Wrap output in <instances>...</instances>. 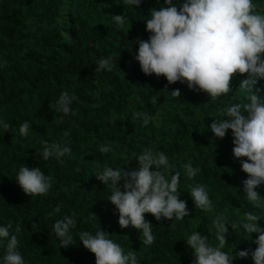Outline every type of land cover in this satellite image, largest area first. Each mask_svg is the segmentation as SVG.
Listing matches in <instances>:
<instances>
[{"label":"trees","instance_id":"obj_1","mask_svg":"<svg viewBox=\"0 0 264 264\" xmlns=\"http://www.w3.org/2000/svg\"><path fill=\"white\" fill-rule=\"evenodd\" d=\"M183 2L173 0L178 7ZM253 3L254 12L264 13V0ZM165 6V0H142L137 8L124 6L123 0H0V121L12 129L0 125V226L12 222L10 236L18 237L24 264H96L78 234L101 229L125 254L134 250L138 264H192L187 236L199 231L213 245L218 243L208 227L216 214L227 210L228 223L239 222L246 211L264 214L246 200L248 177L234 156L232 131L219 139L210 130L212 116H221L230 103L248 102L239 90V80L246 76L235 78L233 91L213 101L186 83L145 75L134 58L138 41L150 36L148 14ZM114 15H125L122 29ZM109 57L111 71L96 72L98 61ZM257 87H264V80ZM176 89L180 97L171 95ZM65 91L76 97L68 114L51 107ZM137 113L150 117L146 126L143 117L134 118ZM61 117L62 123L53 122ZM25 121L30 124L26 137L19 135ZM45 141L66 144L71 152L60 161H44L38 152ZM107 144L114 151L101 153L99 146ZM146 149L164 152L174 171L181 172L180 199L187 201L190 212L183 220L161 221L145 214L155 237L151 246L143 245L137 229L120 227L118 209L108 199L110 190L95 176L105 165L137 169L134 156ZM187 163L199 169L192 180L184 175L182 164ZM21 166L38 167L50 177L46 195L23 192L16 180ZM190 184L206 187L212 212L195 208ZM256 190L264 197V185ZM66 215L76 221L70 230L74 243L62 247L53 228ZM258 224L264 228V218ZM227 227L223 251L234 256L246 250L249 255L237 256L233 264H254L251 253L257 245L251 237L244 239L242 227ZM256 238L254 233L252 240ZM6 243L0 238V264Z\"/></svg>","mask_w":264,"mask_h":264},{"label":"clouds","instance_id":"obj_2","mask_svg":"<svg viewBox=\"0 0 264 264\" xmlns=\"http://www.w3.org/2000/svg\"><path fill=\"white\" fill-rule=\"evenodd\" d=\"M141 3L142 0H123V5L128 7L137 8ZM165 3V7L153 9L148 14L146 30L150 36L148 40L138 41V53L134 58L145 75L166 77L169 84L186 83L189 89L202 91L213 101L233 91L235 78L246 76L239 80V90L246 94L248 102L243 105L230 103L222 109L221 116H212L210 130L219 139L225 138L228 130L232 131L234 156L241 161V170L248 177L244 181L246 200L254 210L264 213V197L256 190L264 185V87H257L259 81L264 80V13L254 12L256 5L253 0H184L179 7L173 0H165ZM113 19L118 28L124 27L125 15H114ZM111 68V57L101 58L95 71H111ZM171 95L180 97L181 92L176 89L171 91ZM75 98L65 91L51 107L56 112L68 114ZM140 117L146 126L150 117L146 113L134 116ZM53 122L62 123L63 118ZM0 125L5 130H12L7 122L0 121ZM29 127V122H23L19 135L26 137ZM63 135L69 136V131ZM98 150L101 153L114 151L111 144L100 145ZM70 152L71 148L66 144L45 141L38 154H42L44 161L53 157L60 161ZM134 158L138 162L137 169L105 165L95 176L110 190L108 199L118 209L120 227L137 229L142 233L143 245L151 246L155 237L145 214L161 221L183 220L190 216V212L187 201L180 199L181 172L174 171L175 166L164 152L146 149ZM100 167L97 164V168ZM182 168L188 180L194 179L199 171L191 163L182 164ZM16 180L29 196L46 195L52 187L50 177L38 167L21 166ZM122 180L123 185L120 184ZM188 188L196 209L205 214L213 211V202L203 184H190ZM59 211L57 207L55 212ZM226 212L216 214L208 226L210 235L214 230L218 242L215 245L209 242V236L199 231L187 236L185 242L194 257L192 264H233L237 256L246 258L249 255L246 250L234 256L223 251L228 243L229 224L235 231L242 227L246 233L244 239L251 237L250 241L257 245L251 253L254 264H264V228L258 224L264 214L246 211L242 220L228 223ZM75 223L74 217L66 215L54 224L53 232L62 247L74 243L70 230ZM12 227L11 221L0 226V238L7 240L2 261L3 264H24L18 250V237L10 236ZM15 231H20L19 225ZM254 233L257 238L252 240ZM78 238L84 248L94 254L96 264H138L134 250L125 254L122 247L102 229L95 234L80 231Z\"/></svg>","mask_w":264,"mask_h":264}]
</instances>
